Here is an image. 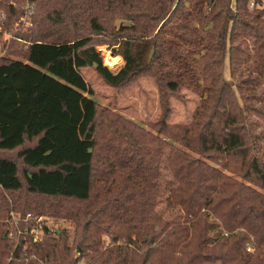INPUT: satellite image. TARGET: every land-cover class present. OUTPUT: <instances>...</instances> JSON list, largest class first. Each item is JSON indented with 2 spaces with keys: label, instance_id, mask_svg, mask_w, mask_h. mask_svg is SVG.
Returning a JSON list of instances; mask_svg holds the SVG:
<instances>
[{
  "label": "trees",
  "instance_id": "trees-1",
  "mask_svg": "<svg viewBox=\"0 0 264 264\" xmlns=\"http://www.w3.org/2000/svg\"><path fill=\"white\" fill-rule=\"evenodd\" d=\"M30 1L32 32L12 35L0 59V264H78L73 250L89 264H264L259 135L225 74L245 66L249 88L264 84V9L249 8L264 0ZM11 2L0 11L13 20ZM87 68L118 89L154 79L158 136L101 113ZM181 88L201 104L190 125H169ZM30 198L42 208H24ZM47 203L75 225L74 247L47 226L40 242L9 239L12 210L40 218Z\"/></svg>",
  "mask_w": 264,
  "mask_h": 264
},
{
  "label": "rangeland",
  "instance_id": "rangeland-1",
  "mask_svg": "<svg viewBox=\"0 0 264 264\" xmlns=\"http://www.w3.org/2000/svg\"><path fill=\"white\" fill-rule=\"evenodd\" d=\"M11 4L14 5L13 7L18 6L21 13L19 17L13 18L12 20L9 18V15H6L7 13L5 10L0 11V59L7 56L8 49L13 40L12 35L15 36L17 33H19L18 37H21L22 33L28 36L30 35L33 30L34 19L36 17V5L32 4L30 0L11 2L8 6L10 7ZM260 7L264 9V3L258 7L251 2L249 6L250 10L255 8L261 9ZM120 23L121 20H118L116 22V26L118 27ZM10 37H12L11 40H9ZM21 42L22 41L19 40V43ZM97 49L101 52L106 66L114 62L112 51L108 48V46H98ZM120 69L112 71L116 73ZM81 74L94 90V99L100 105L101 113L107 111L118 117L120 116L124 120L144 129L146 132L154 136H158L155 129L152 128V125H155L162 120L163 110L158 85L154 79L141 78L130 87L118 89L108 85L94 68L83 69ZM225 74L227 81L234 85L235 92L239 98L241 106H247L251 110V113H249V119L250 122L255 124L254 131L257 135H259L257 146L264 161V84L256 89L249 88L248 82L256 76L249 72L245 66L239 70V77L236 79L231 77L228 64L225 68ZM240 85H242L243 88H240ZM200 104L201 97L198 94L187 88H181L178 94L169 96L171 113L166 119V123L177 126L190 125L196 111L200 107ZM108 123L109 125H112L111 123L119 125L114 117H111ZM112 136V132H109L103 142H110ZM162 138L165 141H168L164 138V136ZM9 156L16 157L17 153H10ZM28 200L31 201V203L27 204L24 208L28 209L31 206H39L42 208V206L37 204L35 200L31 198ZM39 202L44 204L42 201ZM46 206H48V208L44 210V212L46 211L47 213L45 216L40 218H35L31 214L23 216V214L15 212L11 209L12 212L8 218L3 221V223H5L4 226H6V224L10 226L11 230L9 232V239L18 243L20 237H23L26 233H30L33 235L35 242H40L44 235L43 226H47L53 232L65 231L69 233V245L72 246L74 244L75 225L70 221H64L51 217L49 214V207L53 206V204L47 203ZM22 225H25V229H23ZM211 234L213 235V233ZM102 239L104 241L102 253H104L106 249L112 247L113 244L107 235L103 236ZM72 247H74V245ZM131 247L134 248L133 246ZM73 251L74 253H72V255L75 256V259H80L78 264H89L94 259V256H91L89 259L85 257L81 258L82 256L79 250ZM252 251L254 252V250ZM11 261V258L8 259L6 264L11 263Z\"/></svg>",
  "mask_w": 264,
  "mask_h": 264
},
{
  "label": "built area",
  "instance_id": "built-area-1",
  "mask_svg": "<svg viewBox=\"0 0 264 264\" xmlns=\"http://www.w3.org/2000/svg\"><path fill=\"white\" fill-rule=\"evenodd\" d=\"M11 38H12V37H10V39H9V40H11Z\"/></svg>",
  "mask_w": 264,
  "mask_h": 264
},
{
  "label": "bare ground",
  "instance_id": "bare-ground-1",
  "mask_svg": "<svg viewBox=\"0 0 264 264\" xmlns=\"http://www.w3.org/2000/svg\"><path fill=\"white\" fill-rule=\"evenodd\" d=\"M113 64V63H110V65Z\"/></svg>",
  "mask_w": 264,
  "mask_h": 264
}]
</instances>
